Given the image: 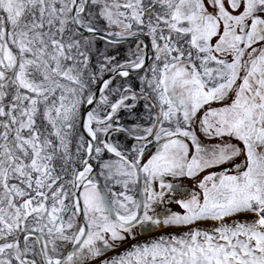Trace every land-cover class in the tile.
<instances>
[{
    "label": "snow or ice",
    "instance_id": "1",
    "mask_svg": "<svg viewBox=\"0 0 264 264\" xmlns=\"http://www.w3.org/2000/svg\"><path fill=\"white\" fill-rule=\"evenodd\" d=\"M0 264H264V0H0Z\"/></svg>",
    "mask_w": 264,
    "mask_h": 264
}]
</instances>
